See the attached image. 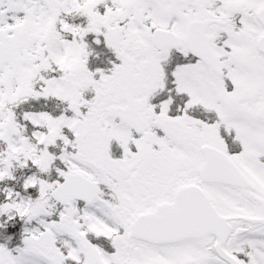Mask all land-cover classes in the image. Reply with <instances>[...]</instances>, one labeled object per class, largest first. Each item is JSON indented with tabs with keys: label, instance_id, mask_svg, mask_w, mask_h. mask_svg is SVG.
Listing matches in <instances>:
<instances>
[{
	"label": "snow or ice",
	"instance_id": "6c2138e0",
	"mask_svg": "<svg viewBox=\"0 0 264 264\" xmlns=\"http://www.w3.org/2000/svg\"><path fill=\"white\" fill-rule=\"evenodd\" d=\"M0 264H264V0H0Z\"/></svg>",
	"mask_w": 264,
	"mask_h": 264
}]
</instances>
